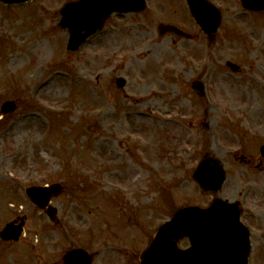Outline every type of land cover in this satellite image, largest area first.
I'll return each instance as SVG.
<instances>
[{"label":"rangeland","instance_id":"374dc122","mask_svg":"<svg viewBox=\"0 0 264 264\" xmlns=\"http://www.w3.org/2000/svg\"><path fill=\"white\" fill-rule=\"evenodd\" d=\"M67 1H0V109L17 105L0 114V230L27 217L19 241L0 238V264L61 263L75 247L93 264H138L177 208L212 202L192 176L206 153L227 171L217 195L242 199L254 187L264 214V12L211 0L223 16L210 42L186 0H148L73 53L59 25ZM160 22L192 38L160 36ZM53 183L64 186L52 198L58 224L26 193ZM252 210L250 264H264V215Z\"/></svg>","mask_w":264,"mask_h":264},{"label":"water","instance_id":"95a60500","mask_svg":"<svg viewBox=\"0 0 264 264\" xmlns=\"http://www.w3.org/2000/svg\"><path fill=\"white\" fill-rule=\"evenodd\" d=\"M6 3H21L31 0H3ZM198 22L209 33L219 26L221 13L207 0H188ZM245 6L264 9V0H243ZM146 0H81L68 3L62 9L61 25L69 27L71 39L69 46L77 49L86 38L99 31L105 18L113 11L142 10ZM161 31L171 30L187 35L179 28L161 24ZM83 31H85L83 33ZM119 85L124 81L119 80ZM193 87L202 93V84ZM15 104L5 102L2 111L13 110ZM205 192L218 191L225 172L221 163L205 157L193 173ZM59 184L52 186H32L27 188L28 195L42 208L52 221L58 222L57 211L50 205L51 197L61 193ZM241 211L236 204L216 198L208 207L183 206L171 219L157 230L151 244L141 254V264H248L250 239L247 228L240 221ZM25 219L10 222L1 231L5 240H18L24 230ZM189 237L191 246L180 248L178 242ZM65 264H91V257L84 249H74L64 257Z\"/></svg>","mask_w":264,"mask_h":264},{"label":"flooded vegetation","instance_id":"af4514ba","mask_svg":"<svg viewBox=\"0 0 264 264\" xmlns=\"http://www.w3.org/2000/svg\"><path fill=\"white\" fill-rule=\"evenodd\" d=\"M245 179V177H244ZM243 195H244V201H243V206L245 208V211H244V218L246 220H248V222H252L254 221L256 218H257V214L255 212H253L252 208L253 209H256V211H259L261 214L260 215H264L262 212H261V209L259 207V200L257 198V193H256V189L254 187H248L246 189V192L244 191L243 192ZM248 195H252L253 197L252 200H249L247 201L246 200V196ZM136 263V260L135 261H128L127 264H135Z\"/></svg>","mask_w":264,"mask_h":264},{"label":"bare ground","instance_id":"6f19581e","mask_svg":"<svg viewBox=\"0 0 264 264\" xmlns=\"http://www.w3.org/2000/svg\"><path fill=\"white\" fill-rule=\"evenodd\" d=\"M238 15V14H237ZM238 16H240L241 17V15H238ZM209 111L208 112H211V110L210 109H208Z\"/></svg>","mask_w":264,"mask_h":264}]
</instances>
